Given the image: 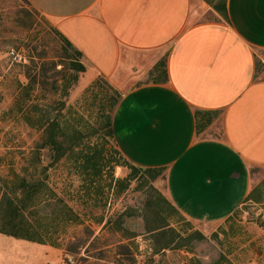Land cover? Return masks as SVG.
Segmentation results:
<instances>
[{"label": "crops", "instance_id": "0c3cea01", "mask_svg": "<svg viewBox=\"0 0 264 264\" xmlns=\"http://www.w3.org/2000/svg\"><path fill=\"white\" fill-rule=\"evenodd\" d=\"M27 1L107 80L129 52L153 53L148 77L166 58L167 81L121 93L115 144L136 165L165 167L167 197L188 220L229 217L264 174V0H226L228 20L205 0ZM208 12L217 18L200 19ZM196 109L217 112L199 134ZM5 236L3 258L45 259L44 244Z\"/></svg>", "mask_w": 264, "mask_h": 264}, {"label": "rangeland", "instance_id": "374dc122", "mask_svg": "<svg viewBox=\"0 0 264 264\" xmlns=\"http://www.w3.org/2000/svg\"><path fill=\"white\" fill-rule=\"evenodd\" d=\"M214 18L217 16L208 12L200 19ZM129 53L127 66L108 80L120 93L151 78L146 73L153 53ZM81 59L84 71L69 68L56 28L28 1L0 0V176L8 174L10 165L21 173L18 166L34 157L31 150L43 134L36 119L46 110L60 114L66 141L95 143L104 156H117L115 142L103 136L100 128L104 113L113 116L116 105L109 104V96L114 92ZM40 157L48 165L47 187L31 208L30 220L45 238L38 242L44 244L45 259L22 263L17 254L13 259L11 255L3 258L0 251V263L264 264L263 173L253 178L249 195L227 219L195 222L184 217L167 197L164 173L144 179L140 173L133 176L127 166H115L103 171L100 178L86 180L87 187H82L72 157L53 161L48 149H41ZM124 211V226L130 234L121 237L110 228L117 222L114 215ZM158 217L183 237L181 247L155 253L147 227ZM108 220L113 225L103 227ZM0 237L7 239L8 248L11 237ZM119 242L125 245L117 255L119 263H110ZM110 248L113 251H107Z\"/></svg>", "mask_w": 264, "mask_h": 264}, {"label": "trees", "instance_id": "16d2710c", "mask_svg": "<svg viewBox=\"0 0 264 264\" xmlns=\"http://www.w3.org/2000/svg\"><path fill=\"white\" fill-rule=\"evenodd\" d=\"M205 2L224 20H228L226 0H205ZM56 32L65 45V58L69 60V68L76 73L84 71L85 66L81 59L83 57L82 53L57 29ZM76 73L72 75L73 80L77 78ZM149 73L151 74V78H149V82L151 83L167 81L166 58H160ZM103 78L108 82L105 77ZM108 84L109 88L114 92L113 95L109 96V104L115 106L121 98V93L114 89L109 82ZM46 112V114L38 116L36 119V122L43 128V134L40 137V142L36 145V149L31 150L34 157H28V163L26 165H17L18 168L23 170L21 173H17V167L15 165H10L7 167L9 170L8 174L0 176L1 234L36 242H44L45 240L42 233L38 231V225H35L32 223V220H30V216L33 214L31 208L36 206V201L39 199L40 194L47 187L45 179L47 178L48 165L43 164V159L40 157L41 149L50 150L54 156L51 157L53 161L60 160L62 156L72 157V166L83 181L82 187H87V184L84 185L86 180L91 181L92 179L100 178L103 171L108 169L112 170L115 166H127L131 170L133 176L140 173V176L144 179H154L164 173L165 167H144L132 163L125 158L118 149H116V151L114 149L113 151L117 153V156L111 154L104 156L102 154V149L95 143L77 141L75 139H73V141H66L62 137L64 132L59 122L60 114H49L47 110ZM194 114L196 133L199 134L212 122L217 112L196 109ZM102 117L104 118L103 124L100 127L102 135L108 136L110 140L114 141L112 117L105 113ZM30 118L34 119V117L31 116L29 119ZM79 133L81 132L79 131L77 134ZM28 169L30 170L28 171ZM121 188L123 189L124 185H122ZM126 215V211L114 215L115 218H117V222L110 228L111 232L117 233L121 237L130 234L124 226V217ZM113 223L112 220H108L103 227L111 226ZM147 231L151 232V239L153 241L152 247L155 253H159L160 251L163 252L165 249L179 248L182 246L179 240L183 239V237L160 217L155 219L153 225L147 227ZM188 236L194 237L191 234ZM122 247H125V245L119 242L114 246V251L112 248L107 250L114 252V259L110 260V263H119L117 261L120 259L117 255L121 253L120 249ZM94 257L101 258L100 256Z\"/></svg>", "mask_w": 264, "mask_h": 264}]
</instances>
